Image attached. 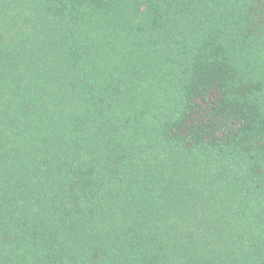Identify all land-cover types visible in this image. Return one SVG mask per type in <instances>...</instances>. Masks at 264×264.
<instances>
[{
  "label": "trees",
  "instance_id": "obj_1",
  "mask_svg": "<svg viewBox=\"0 0 264 264\" xmlns=\"http://www.w3.org/2000/svg\"><path fill=\"white\" fill-rule=\"evenodd\" d=\"M0 264H264V0H0Z\"/></svg>",
  "mask_w": 264,
  "mask_h": 264
}]
</instances>
